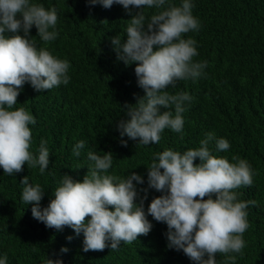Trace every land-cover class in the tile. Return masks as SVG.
Wrapping results in <instances>:
<instances>
[{"label": "clouds", "instance_id": "9594fccd", "mask_svg": "<svg viewBox=\"0 0 264 264\" xmlns=\"http://www.w3.org/2000/svg\"><path fill=\"white\" fill-rule=\"evenodd\" d=\"M116 4L122 5L131 19L127 40L122 44L116 36L111 42L118 60L125 65L136 63L137 83L145 93L137 97V103L125 105L129 119L119 121L120 136L138 139L143 145L158 144L166 128L183 131L184 103L193 99L187 89L193 92V87L211 78L241 74L242 66L237 58H209L201 51L198 35L189 32L200 27L192 13L191 0H183L181 6L168 0H83L85 8L100 7L96 9L100 12L116 9ZM145 7L157 11L146 17ZM57 21L55 7L46 9L30 0H0V168L9 176L23 174L25 164L30 168L38 166L41 174L49 167L46 141L41 140L38 156L30 151L29 125L36 123L35 117L25 107L14 106L26 82L36 91H47L71 80L67 75L69 62L38 47L30 36V29L35 26L43 42L53 41L58 35ZM6 32L12 35L6 36ZM106 76L107 64H103L90 82L107 86L111 94L120 87L107 82ZM176 89L184 92L169 93ZM125 97L122 92L115 100L122 102ZM261 113L264 115V108ZM121 143L127 145L123 139ZM84 146L82 140L76 143L73 154L79 156ZM229 147L225 134L208 133L198 148L182 153L172 149L155 153L147 167L148 188L162 195L151 200L147 211L144 201L148 188L137 189V184L144 183L142 176L135 172L126 178L108 174L114 159L110 151L103 155L88 152L93 165L83 178L63 175L47 207L41 208L44 188L29 182L28 176L18 179L17 194L19 197L22 193L23 202L33 205V217H28L33 223L28 225L31 230L38 232L41 222L58 231L70 227L77 235L83 233L84 252L104 251L108 247L117 250L121 242L131 244L143 239L138 236L147 235L153 227L147 218L150 215L167 225V247L182 250L194 264H217L218 253L226 255L224 264H235L236 257L228 254H243V237H248L249 227L246 209L256 202L246 196L238 200L235 189L251 186L253 170ZM247 152L264 161V142ZM229 157L236 162L230 163ZM20 183L24 185L23 192ZM21 224V219H14L11 232L23 240ZM60 251L68 249L62 247ZM0 264H7L6 255L0 258ZM30 264H36L35 260ZM43 264L63 261L48 256Z\"/></svg>", "mask_w": 264, "mask_h": 264}, {"label": "trees", "instance_id": "16d2710c", "mask_svg": "<svg viewBox=\"0 0 264 264\" xmlns=\"http://www.w3.org/2000/svg\"><path fill=\"white\" fill-rule=\"evenodd\" d=\"M182 2L168 0L175 6H181ZM191 2L194 5L192 13L200 27L198 31L189 32L198 35L201 51L209 58H237L242 72L211 78L193 87V92L187 89L193 99L184 103L183 131L177 133L166 128L158 144L143 145L138 139L121 137L118 129L119 121L129 119L125 105L137 103V97L145 94L137 83L136 63L125 65L118 60L111 42L116 36L122 44L127 40L131 15L119 4L116 9L100 12L96 10L100 7L85 8L83 0H30L46 9L56 8V39L43 42L35 26L30 29V36L38 47H45L52 55L69 62L67 75L71 80L67 85L61 83L47 91H36L26 82L14 106L25 107L35 117L36 123L29 125L32 132L30 151L38 156L41 140H44L50 156L44 174L39 172L38 166L30 168L27 164L23 174L11 176L0 168V258L6 255L7 264H30L33 260L43 264L48 256L62 260L63 264H194L182 250L167 247V225L150 215L147 218L153 225L151 231L138 236L143 239L131 244L121 242L117 250L108 247L104 251L84 252L83 233L77 235L70 227L58 231L41 222L38 232L33 231L28 227L33 225L28 219L33 217V205L23 202L22 193L18 197V179L28 176L29 182L44 188L41 201V208H44L54 199V191L60 186L63 175L84 177L94 163L88 159V152L103 155L110 151L114 159L108 174L126 178L135 172L144 180L143 184H137V189L148 188L147 167L153 162L155 153L166 149L182 153L198 148L208 133L225 134L229 150L234 156L247 160L253 170L251 186L235 189L238 200L246 196L256 202L246 209L249 223L248 237H243L246 246L242 255H228L236 257L235 264H264V161L247 152L264 142V115L261 113L264 108V0ZM143 11L150 17L157 10L145 7ZM153 48L156 50L157 46ZM103 64H107V82L120 87L111 94L107 86L90 82ZM122 92L125 99L115 100ZM180 92L184 91L176 89L169 93ZM121 139L127 141L126 146ZM81 140L85 146L76 156L73 148ZM232 157L228 160L235 163ZM199 162L197 158L195 163ZM20 186L23 192L24 185L20 183ZM160 195L162 193L148 188L145 211L151 200ZM143 196L140 192V197ZM14 219L23 221V240L11 232ZM62 247L68 251L61 252ZM226 259L225 254L216 255L217 264H224Z\"/></svg>", "mask_w": 264, "mask_h": 264}]
</instances>
